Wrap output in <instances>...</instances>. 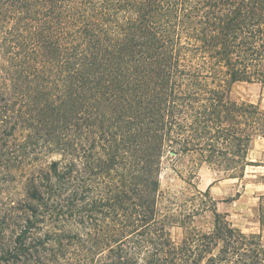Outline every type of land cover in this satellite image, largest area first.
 <instances>
[{
	"label": "trees",
	"instance_id": "1",
	"mask_svg": "<svg viewBox=\"0 0 264 264\" xmlns=\"http://www.w3.org/2000/svg\"><path fill=\"white\" fill-rule=\"evenodd\" d=\"M263 81L264 0H0V179L23 222L0 260L47 216L59 263L264 264L197 187L203 164L252 165L264 111L230 90Z\"/></svg>",
	"mask_w": 264,
	"mask_h": 264
},
{
	"label": "rangeland",
	"instance_id": "2",
	"mask_svg": "<svg viewBox=\"0 0 264 264\" xmlns=\"http://www.w3.org/2000/svg\"><path fill=\"white\" fill-rule=\"evenodd\" d=\"M256 87L257 89L253 90L245 82H236L230 90L231 97L236 101L246 102L247 97L253 95L254 91H258V86ZM259 137L255 139L259 141ZM254 143L248 153V161H251L252 165L246 166L242 178L221 177L213 167L203 164L197 170V187L205 190L212 184L210 196L215 201L217 211L226 214V219L232 226L241 229L243 233H260L264 244V148H260V142ZM172 157L171 153L163 157L160 173L161 187L177 191L187 184L174 170ZM178 164L177 169L181 167ZM2 176L0 174V177ZM182 176L185 175L182 173ZM13 186L11 182L5 188V183L0 179V254L2 244L5 242L4 236L10 237L11 235V239H14L20 229H23V222L18 226L16 220L7 215L5 207L6 196L14 191ZM210 222L211 216L207 215V217L199 218L196 224L203 230H207L211 226ZM38 225L39 229L36 228L30 237L25 238L24 242L19 241L22 244L15 250L16 253H13L12 258L6 254V259L9 260H0V264H69L64 260L59 263L47 256V234H45L47 216ZM173 236L181 237L178 229L173 230Z\"/></svg>",
	"mask_w": 264,
	"mask_h": 264
},
{
	"label": "crops",
	"instance_id": "3",
	"mask_svg": "<svg viewBox=\"0 0 264 264\" xmlns=\"http://www.w3.org/2000/svg\"><path fill=\"white\" fill-rule=\"evenodd\" d=\"M249 88L256 90L258 86V91H254L253 95L246 98V102L256 105L259 109L264 111V81L263 82H245ZM233 88V86L231 87ZM254 96V97H253ZM254 142H260V148H264V137H259V141L254 139ZM255 144V143H254ZM252 148H250L251 150ZM249 150V151H250Z\"/></svg>",
	"mask_w": 264,
	"mask_h": 264
}]
</instances>
